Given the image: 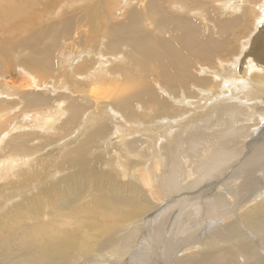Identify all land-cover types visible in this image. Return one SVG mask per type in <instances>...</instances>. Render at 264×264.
I'll return each mask as SVG.
<instances>
[{"label":"bare ground","instance_id":"obj_1","mask_svg":"<svg viewBox=\"0 0 264 264\" xmlns=\"http://www.w3.org/2000/svg\"><path fill=\"white\" fill-rule=\"evenodd\" d=\"M0 73V264H264V0H0Z\"/></svg>","mask_w":264,"mask_h":264},{"label":"rangeland","instance_id":"obj_2","mask_svg":"<svg viewBox=\"0 0 264 264\" xmlns=\"http://www.w3.org/2000/svg\"><path fill=\"white\" fill-rule=\"evenodd\" d=\"M119 10H121V9H119ZM0 76H3L1 73H0ZM20 76H22V75H20ZM24 76V75H23ZM13 80V79H12ZM13 84H10L9 86H12ZM9 86H7V87H9ZM12 88V87H11ZM18 89V88H17ZM20 90V89H19ZM92 97L93 98H98V96H93L92 95ZM102 155H104V153L102 152Z\"/></svg>","mask_w":264,"mask_h":264}]
</instances>
